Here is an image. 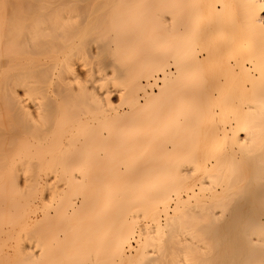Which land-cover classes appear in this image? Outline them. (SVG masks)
I'll return each mask as SVG.
<instances>
[{
    "label": "bare ground",
    "instance_id": "bare-ground-1",
    "mask_svg": "<svg viewBox=\"0 0 264 264\" xmlns=\"http://www.w3.org/2000/svg\"><path fill=\"white\" fill-rule=\"evenodd\" d=\"M0 264H264V0H0Z\"/></svg>",
    "mask_w": 264,
    "mask_h": 264
},
{
    "label": "rangeland",
    "instance_id": "rangeland-1",
    "mask_svg": "<svg viewBox=\"0 0 264 264\" xmlns=\"http://www.w3.org/2000/svg\"><path fill=\"white\" fill-rule=\"evenodd\" d=\"M153 90H154L155 93H157V91H158L156 88H153ZM133 246L136 247V243H134ZM133 248H134V247H133ZM131 250L133 251L134 249H131Z\"/></svg>",
    "mask_w": 264,
    "mask_h": 264
}]
</instances>
